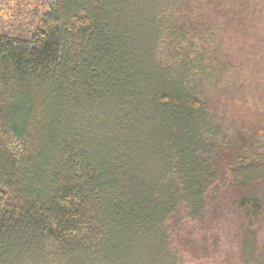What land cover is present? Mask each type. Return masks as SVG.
Returning a JSON list of instances; mask_svg holds the SVG:
<instances>
[{"label":"trees","instance_id":"16d2710c","mask_svg":"<svg viewBox=\"0 0 264 264\" xmlns=\"http://www.w3.org/2000/svg\"><path fill=\"white\" fill-rule=\"evenodd\" d=\"M250 3L0 0V263L165 239L216 218L228 189L245 260L260 259L264 143L222 138L203 98L216 35Z\"/></svg>","mask_w":264,"mask_h":264},{"label":"rangeland","instance_id":"374dc122","mask_svg":"<svg viewBox=\"0 0 264 264\" xmlns=\"http://www.w3.org/2000/svg\"><path fill=\"white\" fill-rule=\"evenodd\" d=\"M43 1L28 0L29 7L35 9ZM250 1L247 19L233 21L216 35L211 51L219 70H207L211 78L207 77L203 98L222 138L232 141L252 135L260 145L264 143V0ZM177 17L183 20L186 15L181 11ZM206 17L211 26L222 23L212 10ZM236 197L231 189L220 191L213 204L219 209L216 218L204 226L185 220L167 229L165 239L140 232L107 245L99 255L61 259L52 247H45L30 255L15 253L0 264H264V222L257 232L260 259L246 261L252 252H244L241 244L243 231L233 206Z\"/></svg>","mask_w":264,"mask_h":264}]
</instances>
